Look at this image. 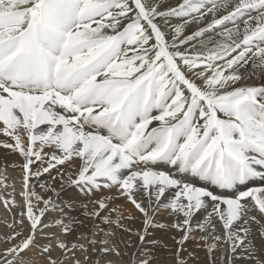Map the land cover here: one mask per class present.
<instances>
[{
  "label": "snow or ice",
  "instance_id": "snow-or-ice-1",
  "mask_svg": "<svg viewBox=\"0 0 264 264\" xmlns=\"http://www.w3.org/2000/svg\"><path fill=\"white\" fill-rule=\"evenodd\" d=\"M0 134L11 141L0 147L23 158V206L8 237L21 239L0 264H27L34 248L49 264H82V250L86 264L85 245L45 232L67 235L78 222L74 203L30 185L53 170L84 195L108 190L133 205L143 231L122 222L132 216L103 215L113 197L84 215L131 234L145 253L163 212L181 234L174 264H188L194 232L212 264L216 250L226 264H264L252 239L253 224L264 237V0H0ZM66 164L72 172H60ZM97 243L110 241L88 239ZM56 248L64 259L52 258ZM100 251L122 258L114 242Z\"/></svg>",
  "mask_w": 264,
  "mask_h": 264
},
{
  "label": "bare ground",
  "instance_id": "bare-ground-1",
  "mask_svg": "<svg viewBox=\"0 0 264 264\" xmlns=\"http://www.w3.org/2000/svg\"><path fill=\"white\" fill-rule=\"evenodd\" d=\"M167 2L175 3V0H167ZM256 81L257 83L260 82L258 73L256 75ZM6 140L11 142L9 137H5L0 134V141ZM22 162L23 158L19 155V153L12 152L10 148L0 147V180H3V183H0V197H3V199H0V253L4 252L11 246L18 244L21 239V237H17L15 240L9 241L8 237L14 234L13 228L9 227V225H13L14 222L19 219L20 209L23 206L20 196L21 192L23 191V189H21L20 187L23 186L19 185L20 187L18 188L14 186L13 188L8 190L6 188L8 183L10 182H13L14 184V181H16L20 184V181L23 179V172L19 165L22 164ZM13 165L16 166L13 167ZM36 166L37 165H32V168L35 169ZM72 171V167L67 164L60 168V172L63 173H69ZM52 177H56V179L53 180ZM64 179L67 180V175L64 176ZM40 184L48 185V189H41ZM30 185L34 186L35 190L38 193L47 197H51L58 204L67 205L71 202L75 205L73 210L69 213L70 217H75L78 221L72 225L73 230L69 234L63 235V233L60 232L61 229L55 228L54 226V228L45 230L47 234L58 237L69 246L77 243L79 234L82 236L84 235L87 239L89 238V236L92 237L94 235L96 239L94 237L92 238H94L95 241L108 239L110 241V243L107 244L108 247L111 246V242H114L119 247V250L122 254L121 258L115 256V254L111 252L102 253L100 249L104 247L103 245L97 243L96 245L91 246L94 248V250H92L89 244H87L86 247L88 249V259L86 264H139V261H142L143 259L145 260V258L151 260V264H174L173 254L176 251L175 241L180 238L181 234L175 229H171L170 227H168L173 218L167 213L162 212L156 215L155 222L157 224H163L165 225V227H152L149 229L148 241H155V244L146 242L144 245V249H147V253H145L143 249H140L139 247L140 241L131 234L116 229L115 226L110 227L106 224H103L102 221L94 222L93 219L84 215L85 211L92 212L95 210L92 201H95L100 197L98 194H96L95 196L84 195L74 187H71L67 184L62 185L60 182V175L56 170L52 171V176L44 173L39 178V181L33 178L30 181ZM52 189H54L55 191H52ZM101 194L103 195V197H113L108 201V211H105L103 215L111 214L113 218L117 215H120L122 217L132 216L134 217L133 219H123L122 222L126 226L131 227L134 232L143 231L141 214L135 210L133 205H131L123 198H115L114 192L105 190L101 192ZM13 196L15 197L18 206L14 207L11 203H9L6 207L5 201H10ZM84 205H87V209L83 207ZM113 209L115 211H112ZM129 213L131 215H128ZM203 215L204 214L201 213L197 217V219H203ZM54 218L55 214L53 213L52 216L48 217L45 220V223L50 222ZM262 223H264V221H262ZM101 229H103V231H101ZM20 230L21 229L18 226L15 227V232H19ZM27 232L28 229L27 226H25V235H27ZM104 233H113V235L105 236ZM218 234L222 235V230L219 231ZM200 235L201 234L199 232H194L193 238H190L184 246L185 250L183 255L188 264H212V261L210 260L209 254L206 251L203 242L199 241ZM255 235H253V244L255 245L258 254L264 253V241L262 238H259ZM126 240H128L129 242L131 241L130 249L125 246ZM46 242L47 241L42 236H38V243L43 244ZM52 242L54 245L55 239H53ZM133 254H135L134 260ZM51 255L54 259H64L61 250L58 248H56ZM213 255L215 257V264L226 263V260L221 259L223 253L220 250H216ZM76 258L81 260L82 264H85L83 251H76ZM24 260L27 262V264H49L48 258L46 257V255H43L41 253L39 248H34L32 249V251L24 254ZM65 264H72L71 259L67 260ZM235 264H253V261L241 259L239 261H235Z\"/></svg>",
  "mask_w": 264,
  "mask_h": 264
},
{
  "label": "rangeland",
  "instance_id": "rangeland-1",
  "mask_svg": "<svg viewBox=\"0 0 264 264\" xmlns=\"http://www.w3.org/2000/svg\"><path fill=\"white\" fill-rule=\"evenodd\" d=\"M13 181H14V180H13ZM22 181H23V179L20 181V184H19L18 182H16V181H14V184H13V182H12V183L10 182V183H8V185L6 184V185H7V188H6V189H7V190H8V189H11V188H13L14 186H16L17 188L20 187V186H23V182H22ZM21 184H22V185H21ZM19 185H20V186H19ZM20 188L23 189V187H20ZM97 194H98L100 197H103V195L101 194V192H98ZM54 214H55V218H54V219H58V213H54ZM128 215H131V214L129 213ZM68 221H69V220H68L67 218L64 220L65 223H69ZM48 223H49V222H48ZM252 227H253V233H254V234L252 233V239L254 238L253 235L256 234L255 236H257V237H259V238H262L263 241H264V237H261V236L259 235V234H260V231H261L260 225H257V224L254 225V224H253ZM258 227H259V228H258ZM50 228H54V226H53V227H50ZM55 228H58V227H55ZM48 229H49V228H48ZM46 230H47V229H46ZM254 231H255V232H254ZM60 232H62V231H60ZM70 232H71V231H70ZM70 232H69V233H70ZM69 233H68V234H69ZM63 235H64V234H63ZM91 235H92V234H91ZM80 236H81V237H80ZM83 236H84V235H83ZM83 236L79 234V236H78L77 239H78V240L80 239V240H79V241L77 240V243H76V244L87 246V244H88L87 242H88V239H89V238H90L91 240L93 239L94 241H95V239H96V238L94 237V235H93L92 237H94L95 239L92 238V237H90V236H89V238L87 239L85 236H84V237H83ZM82 237H83L84 240L82 239ZM81 239H82V240H81ZM80 241H82V242H80ZM84 242H85V243H84ZM95 245H96V244H95ZM190 245H191V244H190ZM89 246L91 247V246H94V245H89ZM103 246H104V247H106V246L108 247V245H103ZM125 246H126L128 249H130V246H131V245L129 246V241H128V240L125 241ZM91 248H92V250H94L93 247H91ZM81 251H82V250H81ZM145 259H146V258H145ZM143 260H144V259H143ZM237 261H239V260H237ZM139 262H140V261H139ZM139 264H140V263H139ZM223 264H226V263H223Z\"/></svg>",
  "mask_w": 264,
  "mask_h": 264
}]
</instances>
